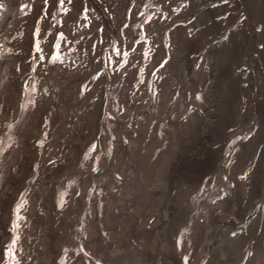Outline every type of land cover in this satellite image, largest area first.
Instances as JSON below:
<instances>
[{
    "label": "trees",
    "instance_id": "obj_1",
    "mask_svg": "<svg viewBox=\"0 0 264 264\" xmlns=\"http://www.w3.org/2000/svg\"><path fill=\"white\" fill-rule=\"evenodd\" d=\"M56 5L57 0H0V38L14 25L23 28L15 42L19 55L5 61L13 78H21L27 70L31 26L43 6L39 36L51 41L50 11ZM59 5L66 10L61 29L66 43L60 47L62 61L56 77L59 86L66 81L68 87H75L87 75H95L87 82L85 97L74 102L81 111L79 120L87 119L90 124L94 123V111L102 109V102H84L103 79L99 71V52L109 41L110 28L116 30L118 42L116 50L110 52L115 67L110 80L122 74L123 87H129L140 65L142 40L138 39L137 46L129 50L126 64L116 68L118 51L137 38L134 23L141 17L143 8L148 6L151 13L144 25L151 45L148 65L154 62L156 66L163 58V33L173 24L167 35L168 57L158 68L169 81L167 93H172L173 83L179 80L182 94L189 92L194 97L198 90L203 91V102H207L211 110L206 143L190 141L192 165L198 168L206 157L214 165L223 145L235 144L228 175L221 184L234 195L236 214L243 215L264 193L261 189L264 175V0H154L153 4L150 0H60ZM100 6L110 14L109 20L104 18ZM83 7L87 25L79 16ZM98 26L100 32L92 51L90 42ZM76 37L73 48H67ZM148 69L145 66V74L150 72ZM3 74L1 72V76ZM146 84L144 81L137 88H127L135 103L142 101ZM98 94L101 96L100 91ZM50 103L46 102L45 107ZM179 103L180 98L173 102L174 105ZM210 129L214 130L212 136ZM209 166L203 167L205 171L201 173L207 172ZM242 170H246V175L236 179V173ZM201 173L194 178L199 180Z\"/></svg>",
    "mask_w": 264,
    "mask_h": 264
},
{
    "label": "rangeland",
    "instance_id": "obj_2",
    "mask_svg": "<svg viewBox=\"0 0 264 264\" xmlns=\"http://www.w3.org/2000/svg\"><path fill=\"white\" fill-rule=\"evenodd\" d=\"M61 12V10H58L56 14H60ZM48 44L49 39L47 37L41 40V48L43 49L44 53L48 51ZM152 65H155L154 62H152ZM159 73L164 74L162 69L157 72V74ZM159 81L162 84V81ZM0 89H2L0 103L3 102L5 108H7V110L4 109V111L15 117L18 113V122L23 120L24 113L27 109L28 95L24 94L20 96L21 84L19 83L18 79L15 81H10L7 77H5V74H3L0 80ZM179 91L182 92L181 90ZM19 97L25 104L22 114L20 112L21 107L18 110ZM51 100V96L45 99L46 102H50ZM41 102V84L39 83L37 85V95L34 100V111H37ZM53 102L55 105L52 107H55V110H53L52 107V109L43 107L39 109V111L33 115V117H30V120H33V118L36 120V124L30 130V136L27 137V141H29V143L25 141V125L21 126L16 123H12L10 127H16L18 130L17 132H15L13 135L2 134L3 131L0 133V142L2 141L0 143V147L3 145L5 149L2 155H0V166H2V170L4 171L5 164L7 162V167L13 169V173L15 174L14 180L7 186V176L4 175L3 181L0 180V208L7 207L9 209L12 203L16 201L17 195L19 194L18 191L21 190L20 179H23V173H27L26 169L28 167L30 169V166L33 164V160L35 159V155L38 153V151L41 152V150L44 149L43 147L38 146L35 150V137L40 134L42 128L46 135L53 133V126H51L52 131L48 125H44L42 127L44 116L51 112L53 120L52 122L57 124L55 129L57 144L53 143V139L48 141V143L50 141L52 143L51 148H55L49 151L47 159L57 156L59 164L55 173L50 175L51 182L47 185L41 186L34 193L32 198L28 195V198L32 199V202H35L39 199L43 200L45 205V214H48V212L53 210L52 203L55 199L56 192L65 179L74 176L78 178H85L86 183L82 184L81 182L80 184L79 182V184L75 186V190L80 193V199L76 201L75 204L76 208L79 209L80 213L82 212L83 199L81 195H84L85 193L91 198L90 201H104L103 214L99 219L95 216L92 217V219L97 220L96 222L92 223V226L97 230L99 235L106 240L107 245L114 250V261L116 264H154L158 262L159 264H182L181 256L183 252L190 249H192V256L196 255V257H201L200 261H196L195 258H192L190 264H199L205 256L207 257V260L204 264H224L223 259L216 258V253L219 251L223 252L226 249V246L229 247L230 254L232 256H236L233 258L229 254V257L232 259L229 264H240L244 255L250 249L252 250V254L248 257L250 262L247 263L246 261L245 264L264 263V230L263 233L258 232V230L260 231L264 222L256 226H249L247 231L240 236H231L230 229L233 224L230 223L229 227L226 228V231H224L223 235L221 236L222 242H219L216 239L218 233L217 231L220 227H222V225L217 224V220H215V223H213L214 218L209 219L211 212H205L204 217L207 219V229L204 231L203 239L210 237L212 240L210 242L203 243L197 241V231L199 229L195 228L194 226L199 224L200 214L197 211V207L192 201L191 196L185 197L182 195V192H179L177 197H172L171 193H173V190L169 189L168 193H166L167 196H163L161 198L159 195L157 202L153 201L154 203L151 205V200L154 195L150 194V191L145 186V181H148L150 177L154 176L158 171H160L161 167L154 166L153 162H156V158L153 156V153L147 149V145L154 146L158 138L153 139L151 142L145 143L144 137L147 131L142 130V132L140 131L137 133L136 128L134 131H131L136 120H133L134 124L131 125L129 130L127 125H130L129 121L131 118L127 117L128 114H122V120L119 122L118 128H116L109 144V148L113 149L115 139L119 138L120 141L117 148H119V151H123L125 156L121 159L120 163L117 162L112 165L108 173L99 176L98 180L100 181L94 180L95 177L92 175V173H95L96 169L94 168L93 164L98 161L101 156H106V154H96L94 151L89 154L88 151H83L96 137L98 128L101 127L100 115L102 109L94 111V123L92 124L94 131L89 134L90 131L86 129V126L90 124L89 121L87 119L79 120L78 117L75 119V112L70 111V107L73 104L70 105L69 109L68 106H66V110L63 112V115H61V111L59 109L60 102L56 99H53ZM88 103H90V97H88L84 102V104ZM11 107L12 111L8 110V108ZM168 107L169 110L172 109L170 106ZM166 108L167 106L162 108L161 112H165ZM46 110H49V113H47ZM148 110V114H153V111L148 108L143 109L142 113H145ZM169 113L170 111L167 110L164 114L168 115ZM109 117L114 120H118L117 114L112 113L111 111ZM164 119L165 117H162L160 120ZM218 119H220V117H218ZM140 127L138 131L140 130ZM8 128L9 127H6V129ZM167 128L170 129L168 138L175 137L172 131L173 122H169ZM0 130H4V127L1 126ZM213 131L214 130L211 129L208 130L211 136V132ZM133 132H136V134H132ZM46 135L42 137L43 144L45 142H43V139ZM82 138L86 139L85 143L82 142ZM131 144L136 147V156L131 155ZM182 151L184 154V164H176L174 161L168 163L170 167L168 173L165 176V185L168 188H173L175 184L176 175L172 168L182 177L184 174H189L192 176H195L196 174L199 175L201 171L204 170L203 167L207 168L209 165H211L207 170L208 173L213 167V164H211L212 161H208L207 157L203 160V162H200L198 168L193 166V159L190 160L188 155L185 154V150ZM81 156L89 158L88 163L86 164V169H81L78 165L77 161L80 160ZM111 159L112 156L104 164L108 163ZM163 160L164 161L161 164L165 162V157ZM124 161L126 164H123ZM196 164H198V162H196ZM18 171L19 174H16ZM48 174L49 172L46 171L45 177ZM112 174L114 175L112 176ZM202 174L203 173H201V175ZM118 175L120 178L117 177ZM177 177L179 178V176ZM116 179L119 181H116ZM43 181L44 179L41 178L38 180V183L41 184ZM114 183L117 186V189L115 191H107L104 197L101 192L102 186L104 185L107 187ZM87 185L89 187L86 191ZM119 185H123V188H118ZM175 185L179 187L182 186L180 182L176 183ZM154 186L158 190L162 188V185L159 184ZM156 188L153 187V189ZM261 189L264 190V177ZM227 202H229V200L223 199L218 203V206H212L211 208L222 209L221 205H224L223 209L225 210L226 205L225 213L227 212L228 214L226 216H229L231 215V212L230 208L227 206ZM130 206L131 208H129ZM129 211H134L135 214L129 216ZM4 212V209L0 210V264L3 263L2 261H4L5 258V249L3 250V245L8 234V231L5 234V226L8 225V219H6L8 214L7 212L4 214ZM31 213H34L32 208ZM123 214H126L128 217H125ZM178 214L180 215L181 221L179 225L177 224V219L179 218ZM177 215L178 218L175 221V217ZM222 215H220V217H222ZM122 219L125 220L124 223H122ZM253 220L258 223V217H253ZM37 221H39L38 217ZM138 221H140V223L135 227L131 224L132 222ZM72 223L73 220L63 221L61 228L64 232H66ZM209 224L211 226H209ZM100 230H105V233H102ZM21 232L22 230H20L19 235ZM36 232L37 229L32 227V233L36 234ZM48 236L50 238L49 246L54 250H61V248L66 244L65 242L62 246H59V244H62L65 239L63 235H58V233L55 231H48ZM176 236L179 238L180 242L183 243L190 242L191 240L192 241L190 244L184 245L183 249L179 251L175 246ZM16 238L17 236L12 239L13 242ZM45 239L46 238H44V241ZM55 239H58L59 243L57 245H55L53 242ZM237 240H241L240 247L233 248V244ZM44 241L40 249L46 246ZM248 244L250 245L249 249L246 248V245ZM100 245L101 243L98 242V246ZM163 250L171 251H168L169 257H167V253H164ZM151 251L153 252V256L150 254ZM44 254L50 255L53 253ZM170 257H172L173 260ZM166 258L167 261L164 263L163 260ZM34 259L35 260L32 261L31 264H37L38 259L36 254H34Z\"/></svg>",
    "mask_w": 264,
    "mask_h": 264
},
{
    "label": "bare ground",
    "instance_id": "obj_3",
    "mask_svg": "<svg viewBox=\"0 0 264 264\" xmlns=\"http://www.w3.org/2000/svg\"><path fill=\"white\" fill-rule=\"evenodd\" d=\"M0 76H1V72H0ZM57 101H58V99H56ZM73 104V105H72ZM55 104H54V102H53V98H52V100H51V103H50V106L48 107V109L49 108H51L52 106H54ZM70 105H72L71 107H70ZM69 106H68V109H69V107H70V111L71 112H74V109L76 108V106H75V103L74 102H72L71 104H70ZM24 106H25V104H24V102L22 101V103H21V110H20V112H21V114L23 113V109H24ZM53 108V107H52ZM51 108V109H52ZM7 109V108H6ZM68 109H67V111H68ZM8 110H10V111H12V107L11 108H8ZM172 111V109L171 110H169V107L167 106V108L165 109V112L166 111ZM47 111V110H46ZM9 112V111H8ZM165 112H163V113H165ZM47 113H49V110L47 111ZM51 113V112H50ZM21 114H20V116H21ZM76 114V113H75ZM76 116H77V114H76ZM132 121V122H131ZM130 122L131 123H133V119H131L130 120ZM140 129H142V126L140 127ZM141 132H142V130H141ZM263 177H264V175H263ZM219 185H222L221 183L219 184ZM260 201H263L264 202V197L262 196L261 197V200ZM223 206L224 205H221V207H222V209H223ZM224 210V209H223ZM205 213V212H204ZM179 215V214H178ZM178 215L175 217V221H176V219L178 218ZM180 215H179V218L177 219V224L179 225L180 224ZM218 233H217V237H216V239H217V241H219V239L221 238V236L223 235V232H224V230H223V228L222 227H220L219 229H218V231H217ZM231 255V254H230ZM231 257H233V258H235L236 256H232L231 255Z\"/></svg>",
    "mask_w": 264,
    "mask_h": 264
}]
</instances>
